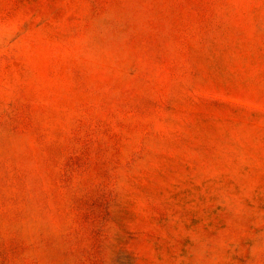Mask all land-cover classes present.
Instances as JSON below:
<instances>
[{
    "label": "rangeland",
    "instance_id": "1",
    "mask_svg": "<svg viewBox=\"0 0 264 264\" xmlns=\"http://www.w3.org/2000/svg\"><path fill=\"white\" fill-rule=\"evenodd\" d=\"M0 264H264V0H0Z\"/></svg>",
    "mask_w": 264,
    "mask_h": 264
}]
</instances>
